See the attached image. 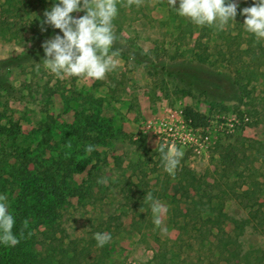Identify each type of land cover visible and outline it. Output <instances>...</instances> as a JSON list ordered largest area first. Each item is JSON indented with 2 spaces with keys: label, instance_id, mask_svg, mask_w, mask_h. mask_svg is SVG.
Instances as JSON below:
<instances>
[{
  "label": "rangeland",
  "instance_id": "rangeland-1",
  "mask_svg": "<svg viewBox=\"0 0 264 264\" xmlns=\"http://www.w3.org/2000/svg\"><path fill=\"white\" fill-rule=\"evenodd\" d=\"M234 2L238 4L236 22L220 29L221 37L210 31L196 46L197 51L221 61L230 54L228 48L237 51L247 47L251 34L244 30L245 17L239 13L252 6L253 0ZM127 4L128 0L118 2L123 12L114 20L115 25L123 24L118 41L123 48L178 49L189 55L199 40L203 26H190V20L178 16L169 0H134L131 7ZM52 5L53 0H19L9 11L0 13V59L41 49L44 41L59 33L48 25H43L47 31L41 30L44 12ZM239 33L240 38H229ZM252 45L260 58L252 61L250 68L257 69L259 75L248 85L251 95L242 103L237 97L229 100L228 110L191 96L153 90L152 78L143 68L115 56L117 69L99 81L60 80L41 66L34 73L28 68L27 73L18 75V86L25 81L31 87L24 90L26 97L20 100L8 101L0 94V126L4 127L0 128V163L21 161L26 154L29 167L36 173L52 168L56 177L50 181L56 187L71 186L78 193L89 186L91 189L82 193V198L76 193L65 200L56 210L54 228L40 225L36 211L29 212L34 232L56 230L63 240L61 247L70 256H77L73 264H154L153 258L161 251L166 252L165 261L172 254L186 261L180 264H264L261 222L259 227L248 225L238 239L240 245H231L230 251L223 250L222 235V231L233 233L232 218H246L252 204L264 203V40L254 37ZM187 107L204 115L205 120L197 126L202 139L174 143L183 157L175 175H169L159 152L161 145L171 143L163 133V124L178 123L179 111L185 114ZM91 115L102 125L122 128L125 134L133 135V140L123 135L109 139L97 144L91 153L65 143L67 136H77L75 128L94 127L85 120ZM86 135L98 141L96 134ZM144 135L148 152L135 143ZM229 154L233 163L225 166L223 159ZM74 159L90 164L77 173L70 166ZM48 177L49 173L43 190L53 185ZM184 184L190 185L194 198H185ZM20 192L19 188L11 197L5 196L10 212L11 201ZM152 201L163 205L160 227L153 224ZM97 232L111 234L103 248L96 246ZM38 238L41 241L43 235ZM35 247L39 250L41 245Z\"/></svg>",
  "mask_w": 264,
  "mask_h": 264
},
{
  "label": "trees",
  "instance_id": "trees-1",
  "mask_svg": "<svg viewBox=\"0 0 264 264\" xmlns=\"http://www.w3.org/2000/svg\"><path fill=\"white\" fill-rule=\"evenodd\" d=\"M119 1L121 0H117V2ZM16 2H19V0H0V13L6 10L9 11L16 5ZM119 12L121 13L123 10ZM189 24L190 26L194 25L191 21ZM214 27L215 26H203L199 40L189 49V55H186L187 53H181L178 49H175L174 52H169L159 50V48L149 50H145L141 47L123 48L118 42L121 39L123 24L117 22V25L114 27L116 40L114 42L113 51L116 53L115 57L124 59L128 64L132 62L143 68L152 78L151 87L153 90L161 91L166 95L174 93L181 96H191L199 100L207 101L213 106L218 105L222 107L223 110H228L230 108L227 103L229 100L237 97L239 98V102L242 103L243 99L251 95L248 85L259 73L257 69L252 70L250 66L253 65L252 61L254 62L260 57L256 56V51L252 45V42H254L253 35L247 40V47L242 49L239 48L237 51H230L228 48L227 53L230 54H227L228 56L226 57L224 56L221 61L212 59L211 56L205 52L197 51L196 46L200 45L203 37H206L210 31H214L217 37H221L220 29L217 27L214 29ZM229 38L233 40L240 38V33L235 36L229 35ZM227 40L229 41V46H231L230 39ZM43 57L44 52L41 48L0 59V94L8 101L20 100L26 97L24 95V90L30 88L31 84L23 81L21 85L18 86L16 84V80L19 77L18 75L27 73L28 68H31V70L33 69V73L37 66L43 68V65L39 64L42 63ZM246 57L249 58V60L246 59ZM37 69H40V67ZM185 114L188 119L192 120L195 127L199 126L203 120H205L204 115L194 110L193 107H187ZM240 115L243 117L244 113L240 111ZM95 117L96 118L91 115L85 119H88V122H92L94 127L91 129L85 127L81 130L75 128L74 131L77 136L73 138L67 136V138H64L65 143L68 142L75 146L79 145L81 146V152L86 153L87 145H93L95 148L97 144H104L109 139H118L122 135L128 136L130 140H133V135L129 136L125 134L122 128L102 125L99 119H97L98 117ZM43 124L44 122L41 123V125ZM0 128L4 129L2 126H0ZM88 133L96 134V139L98 141H91L89 135H86ZM135 143L138 144L142 150H145V152L149 151L146 146L145 135L137 139ZM20 159L22 160H17L14 163H0V178L3 179L2 184H0V193H4L3 196L11 197L15 190L20 188L21 191L19 196L15 197L10 203L12 206L11 212H13L16 221L13 231L18 237L19 243L15 247L0 245V264L75 263L77 256H70L68 251H65V249L61 247L63 245V240L62 238H58L57 231L53 230L50 232L49 229V232L37 231V233H35V227L32 225L30 219H28V213L36 211V217L41 218L39 222L40 225L46 228H52L57 218L56 210L63 206L67 198L75 197L78 192L71 186L66 188L56 187L54 184L55 182L52 183L50 181L54 180L56 177L55 172L53 171L54 173H52L51 167L45 169L48 170L46 172L36 173L34 170L35 168L31 169L29 167L31 161L27 159L26 154L22 155ZM223 160L225 166L233 163L230 154L224 157ZM71 162L70 166H73V171L77 173L85 171L90 164V161L88 162L87 160L77 163L74 159ZM57 166L60 167L61 165L57 164ZM48 173V181L53 185L51 189L43 190L45 189L43 181ZM5 175L7 177H4ZM42 175L45 177H41ZM189 186L188 184L183 185V195L187 199L194 198L190 193ZM89 187L86 189L81 188L82 192L78 193L79 195L81 194V198L83 195L82 193L86 194L91 190ZM197 189L201 190V187L199 186ZM256 205L259 207H256ZM263 207V202L254 203L246 218H232L231 221L234 224L233 233L228 234L222 231V235L225 236L223 239V250L230 251L229 247L231 245H240L238 239L244 234L248 225L255 224L256 227H259V223L261 222L260 225L264 228V221L262 220V216L264 215ZM45 210L47 211L45 212ZM14 211H16V213L18 212V214L14 213ZM40 235H43L41 241L38 238ZM37 244L41 245L39 250L35 247ZM177 244L178 241L175 242V245ZM161 255H163V260L160 259ZM164 256H166V252L161 251L159 254L155 255L152 262L154 264H165L166 262H169V264H180L186 262L175 254L174 256L172 254L171 259H168V261H165L167 259ZM86 264L91 263L86 262Z\"/></svg>",
  "mask_w": 264,
  "mask_h": 264
},
{
  "label": "clouds",
  "instance_id": "clouds-1",
  "mask_svg": "<svg viewBox=\"0 0 264 264\" xmlns=\"http://www.w3.org/2000/svg\"><path fill=\"white\" fill-rule=\"evenodd\" d=\"M133 3L134 0H128L127 6L131 7ZM169 5L178 16L189 19L194 25L215 26L221 30L230 22H236L238 14V4L234 0H169ZM74 13L84 14L76 16ZM118 13L117 0H53L52 7L44 12L41 30L47 31L43 25H48L58 29L59 33L42 43L44 57L39 64L60 80L105 79L106 74L115 71L119 65L113 51L116 40L114 20ZM239 14L245 17L244 30L257 41L264 40V0H253V5L244 7ZM93 150V145L86 146L87 152ZM159 152L164 171L175 175L183 151L173 144L161 145ZM99 182L107 183L105 180ZM151 211L153 224L160 227L163 205L152 201ZM15 223L7 198L0 195V245L15 247L19 243L13 231ZM94 239L96 246L103 248L112 237L110 233L97 232Z\"/></svg>",
  "mask_w": 264,
  "mask_h": 264
},
{
  "label": "built area",
  "instance_id": "built-area-1",
  "mask_svg": "<svg viewBox=\"0 0 264 264\" xmlns=\"http://www.w3.org/2000/svg\"><path fill=\"white\" fill-rule=\"evenodd\" d=\"M245 120H248V117L245 118ZM238 121V120H237ZM178 123H170V125L163 124L164 126V134H168L170 138L168 141H171L170 145H173L174 143H187L191 142L192 140L194 142H198L200 139H202V134L200 132V128L195 127L192 124V120L188 119L186 115L184 114L183 110L179 111V119L177 120ZM234 126V123L231 124ZM153 129H156V127H153ZM233 130V129H231ZM156 132V131H155ZM159 132L162 133L161 130ZM208 139V136L205 135V140ZM198 150V147L196 148Z\"/></svg>",
  "mask_w": 264,
  "mask_h": 264
}]
</instances>
